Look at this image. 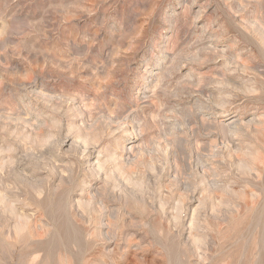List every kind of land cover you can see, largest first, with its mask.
Here are the masks:
<instances>
[{
    "label": "rangeland",
    "instance_id": "1",
    "mask_svg": "<svg viewBox=\"0 0 264 264\" xmlns=\"http://www.w3.org/2000/svg\"><path fill=\"white\" fill-rule=\"evenodd\" d=\"M0 264H264V0H0Z\"/></svg>",
    "mask_w": 264,
    "mask_h": 264
}]
</instances>
